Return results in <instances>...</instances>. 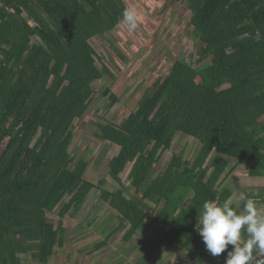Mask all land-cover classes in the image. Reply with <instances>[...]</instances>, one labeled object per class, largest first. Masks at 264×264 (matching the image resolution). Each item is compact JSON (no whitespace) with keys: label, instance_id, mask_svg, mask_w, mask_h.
<instances>
[{"label":"trees","instance_id":"trees-1","mask_svg":"<svg viewBox=\"0 0 264 264\" xmlns=\"http://www.w3.org/2000/svg\"><path fill=\"white\" fill-rule=\"evenodd\" d=\"M173 1L190 10L196 64L176 62L120 125L100 127L97 137L119 147L109 175L118 181L132 163L134 188L133 198L102 195L125 241L152 218L199 263L208 252L193 223L205 200H228L216 188L228 159L264 177V0ZM125 8L123 0H0V264H21L24 254L47 264L65 234L47 213L77 210L95 187L85 160L70 168L68 148L93 83L105 77L89 41L113 30ZM103 94L117 101L110 88ZM178 132L200 143L196 160L174 155L152 179Z\"/></svg>","mask_w":264,"mask_h":264},{"label":"rangeland","instance_id":"rangeland-1","mask_svg":"<svg viewBox=\"0 0 264 264\" xmlns=\"http://www.w3.org/2000/svg\"><path fill=\"white\" fill-rule=\"evenodd\" d=\"M123 2L127 8L135 7L137 28L129 32L126 25L119 23L104 36L89 41L96 53L97 65L106 68L105 77L93 83L95 94L85 112L74 122L73 139L68 148L70 168H74L79 160H85L84 179L95 187L77 210L70 208L62 217L59 208L47 213L48 220L55 227L60 226L65 230L62 245L54 248L47 264L169 263L159 259L161 248L156 243L165 229L152 218L146 220L130 241L124 239L127 229H117L120 224L117 213L103 199L102 193L122 190L126 198H133L134 188L130 178L133 164L125 167L118 181L113 179L109 175V162L118 154L119 147L100 140L97 135L101 126L120 125L130 112L136 110L138 102L152 84L166 76L176 62L183 61L195 66L198 54L190 25L191 13L186 4L173 0ZM107 88L115 95L116 102L110 95L103 94ZM200 149L201 145L196 139L178 132L170 149L162 152L151 178L162 174L174 155H181L191 164ZM215 155H210L207 165ZM228 160L230 165L216 184L218 192L229 191L230 196L225 202H230L237 210L243 204L237 199L238 193L245 192L251 195L264 213V177H251L250 164L245 161ZM148 204L153 207L151 203ZM193 224L195 226L196 221ZM100 243L102 246L96 248ZM175 252L178 260L174 264L192 262L184 252L178 249ZM223 258H226V254ZM216 259L212 256L201 264H219ZM20 260L21 264H41L30 254L20 255Z\"/></svg>","mask_w":264,"mask_h":264},{"label":"clouds","instance_id":"clouds-1","mask_svg":"<svg viewBox=\"0 0 264 264\" xmlns=\"http://www.w3.org/2000/svg\"><path fill=\"white\" fill-rule=\"evenodd\" d=\"M137 19L135 7H128L123 9L120 23L133 32L137 28ZM237 199L243 202L239 210L230 202L219 204L205 200L197 216L195 231L211 256L219 257L226 252L224 264H264V213L247 193L239 192ZM229 245L232 246L230 250Z\"/></svg>","mask_w":264,"mask_h":264},{"label":"crops","instance_id":"crops-1","mask_svg":"<svg viewBox=\"0 0 264 264\" xmlns=\"http://www.w3.org/2000/svg\"><path fill=\"white\" fill-rule=\"evenodd\" d=\"M156 243L159 244V259H162L163 261L165 262H169L168 264H174L175 262H177L178 260V256L176 254V249L184 252L182 249H181V243L178 242V240H176L175 236L173 235V233L167 231V230H164V234L161 238H159ZM231 245L228 246V249L230 250L231 249ZM203 249H205V247L203 246ZM185 253V252H184ZM186 254V253H185ZM226 254L225 253H221L220 255H222V257H214V258H217V263L219 264H224V258H223V255ZM188 257V256H187ZM212 256L208 253L198 264H201V263H206V261L211 258ZM165 258V260H164ZM189 258V257H188ZM190 259V258H189ZM190 261L193 262V260L190 259ZM191 262V263H192ZM195 262V261H194ZM190 263V264H191ZM197 263V262H195ZM189 264V263H187ZM193 264V263H192Z\"/></svg>","mask_w":264,"mask_h":264},{"label":"water","instance_id":"water-1","mask_svg":"<svg viewBox=\"0 0 264 264\" xmlns=\"http://www.w3.org/2000/svg\"><path fill=\"white\" fill-rule=\"evenodd\" d=\"M258 259H259V257H258Z\"/></svg>","mask_w":264,"mask_h":264}]
</instances>
